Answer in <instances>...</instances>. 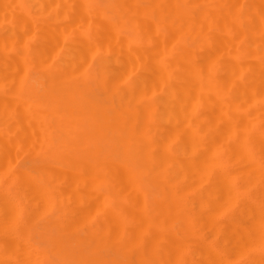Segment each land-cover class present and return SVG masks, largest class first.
<instances>
[{
	"label": "bare ground",
	"instance_id": "bare-ground-1",
	"mask_svg": "<svg viewBox=\"0 0 264 264\" xmlns=\"http://www.w3.org/2000/svg\"><path fill=\"white\" fill-rule=\"evenodd\" d=\"M247 145L264 160V0H0V264L50 260L15 231L23 197L5 175L27 206L69 203L66 234L49 240L69 264H264V171L253 181L255 164L226 149L254 163ZM218 148L242 170L223 169ZM29 150L45 164L12 170ZM193 177L212 183L198 219ZM234 178L258 182L259 202ZM195 218L216 242L195 249Z\"/></svg>",
	"mask_w": 264,
	"mask_h": 264
},
{
	"label": "rangeland",
	"instance_id": "rangeland-1",
	"mask_svg": "<svg viewBox=\"0 0 264 264\" xmlns=\"http://www.w3.org/2000/svg\"><path fill=\"white\" fill-rule=\"evenodd\" d=\"M43 97V95H34V96H32L31 97V99L33 100V101H38L40 98H42ZM25 146V145H24ZM210 146H212V147H210ZM208 148H209V150H208V153L206 154V156L209 154V155H211V153H214L212 150L214 149V147H218V145L216 146V145H210ZM214 146V147H213ZM248 146V150H249V152L251 153V157H252V159H253V162L254 163H252V160L250 161L249 159H247V161H244V159L246 160V158H244L243 159V157H244V150H243V152H242V148H243V146H241L242 148H236V149H238V150H240L239 152L240 153H237V155H236V153L235 152H238V150H236V149H232V148H226L227 149V151L229 152L230 150H232L233 151V154H234V156H238L239 154V157H237L238 159L241 157V154L243 155V157H242V159H241V161L243 160V162H245V164L244 165H242V166H245V168L243 167V170L244 169H247L245 172H247L248 171V168H250V169H252V167L254 166V164H255V168L253 167V169L252 170H250V171H254L253 172V174L251 173V176L253 177V181H255L254 180V176H256L259 172H258V170H261V171H264V170H262V169H264V168H262L261 169V166L263 165L264 166V160L263 161H261L262 159L259 157L260 155L258 154L259 152L256 150V147L255 146H253V145H247ZM21 147V146H20ZM221 147H223V148H225L224 146H221ZM245 147V146H244ZM26 148H28V147H26ZM25 148V149H26ZM31 148V147H30ZM207 148V149H208ZM259 148V147H258ZM32 149V148H31ZM210 149H212L211 150V152L209 153V151H210ZM219 149V148H218ZM230 149V150H229ZM243 149H245V148H243ZM263 148L262 147H260V150L261 151H263L262 150ZM14 150V149H13ZM12 150V151H13ZM16 152H18V150H20V148H16ZM22 150V149H21ZM24 151H26V150H24ZM29 151H31V150H29ZM28 151V152H29ZM232 151H230L231 152V155L233 156V154H232ZM247 151V150H246ZM260 151V152H261ZM34 152V150H32L30 153H28V156H24L25 155V153H23V154H21V156H20V158H17L16 159V157L15 156H17V154L19 153H21V152H18V153H16V155L13 153V154H11L12 156H14V158L11 156V158H13V159H11V158H9L10 159V161L11 160H14V163H11V162H13V161H11V162H9V164L11 163V164H13L10 168L12 169V170H19V169H25V170H30L31 168H34L35 166H41V165H43V164H45V159H46V157H42V156H37V154L35 153L34 155L32 154ZM215 152H216V150H215ZM248 152V151H247ZM10 153V152H9ZM223 153H224V150L223 149H221V152H220V149L216 152V155H215V158L216 157H218L217 158V160L218 159H220V161H222L223 160V162H221V163H224V165H222V167H223V169L226 167L227 169H229L228 171H230V168H231V171H233V170H235V169H233V168H235V166L237 167L238 166V161H240V160H236V161H234L235 159H236V157L234 158V160H233V158H232V156H230V159L231 160H233V162L232 161H230L229 162V160L227 159L228 157H229V155H230V153H228V155H227V152L226 153H224L225 155H223ZM246 153V152H245ZM249 153V154H250ZM262 153V152H261ZM260 153V154H261ZM19 154H18V156H19ZM30 154V155H29ZM215 154V153H214ZM218 154V155H217ZM249 154H245L247 157H248V155ZM264 154V153H263ZM26 155H27V152H26ZM17 156V157H18ZM212 156V155H211ZM211 156H210V159H211ZM261 156H263L264 157V155H262L261 154ZM208 157V156H207ZM207 157H205L206 159H205V161H204V165H203V167L205 168V166L206 165H209V166H212V168H213V165L214 164H216L215 162H216V159L214 158V157H212V159H211V161H209L210 159H208ZM227 157V158H226ZM250 157V156H249ZM250 157V158H251ZM262 157V158H263ZM16 159V160H15ZM215 160V162H213L214 160ZM259 159V160H258ZM261 159V160H260ZM248 160L252 163L251 165H249V164H247L248 163ZM254 160H257V163L259 164H261V166H260V164H259V166H258V164L257 163H255L256 161H254ZM209 161V162H208ZM207 162V163H206ZM212 162V163H211ZM243 162H241L240 164H243ZM218 163H220V162H217V164ZM233 163H236V164H233ZM8 164V165H9ZM219 165L220 164H218V166L216 167V169L217 170H221V167H219ZM232 165V166H231ZM251 166V167H249V166ZM221 166V165H220ZM241 166V165H240ZM240 166H238L237 168H236V170H238V168H239V170H242V167L240 168ZM9 167V166H8ZM215 167V166H214ZM220 169H219V168ZM248 167V168H247ZM258 167V170H256V168ZM260 167V168H259ZM203 168V173H204V171H205V169ZM211 169V168H210ZM210 169L208 168V166H207V170H208V174L207 175H209L210 176V173H211V176H210V178L214 175H212V172L214 171V170H212L211 172H209L210 171ZM214 169V168H213ZM226 169V170H227ZM238 170V171H239ZM198 171V170H197ZM196 171V172H197ZM255 171H257L258 173L256 174L255 173ZM207 172V171H206ZM234 172L236 173L237 171H233V173H232V175H234ZM249 172V171H248ZM199 174H200V172H198ZM198 173L197 174H195L196 176L198 175ZM202 173V172H201ZM214 173V172H213ZM242 173H244V171H242ZM241 173V174H242ZM250 173V172H249ZM248 173V174H249ZM241 174H239V175H237L236 177H238V178H241V177H239V176H241ZM247 174V173H246ZM194 175V176H195ZM205 176H206V174H204ZM236 175V174H235ZM250 175V174H249ZM201 174H200V176H198L200 179L199 180H201ZM209 176H207V178L209 177ZM244 178H246V176H245V173H244ZM258 176H260V175H258ZM9 179V181L7 180V178ZM198 177L196 178V177H193V183L192 184H194L195 182L194 181H196L197 179H198ZM204 177V176H203ZM202 177V178H203ZM247 177H248V179L250 180V176H248L247 175ZM6 178V179H5ZM194 178H195V180H194ZM206 177H204V179H207ZM212 178H214V176L212 177ZM211 178V181L209 180L208 182H212L213 181V179ZM237 178V179H238ZM256 179H258V177H255ZM209 179V178H208ZM235 179V181H234V183H235V186L237 187V189L240 191V189L243 191V192H241V193H245V195H246V197L248 196V198H246V199H250V198H252V199H255V197H256V193H258L257 194V196H259V194L261 193L260 192V190L259 189H257V188H260V184L258 183V182H256L255 183V187H254V185L252 184V182L250 183V181H249V185H253V187L252 188H250L251 186H249V185H246V184H244V183H242V184H244V186L245 187H242V186H240V181H237V179L236 178H234ZM243 179V178H242ZM247 179V178H246ZM247 179V180H248ZM4 180H6V181H4ZM4 180H2V184H4V185H6L7 186V188L9 189V192L15 197V198H17V199H20V197H19V195H21L22 197H23V201H21V200H19V202L18 203H20L19 204V209H20V211H19V217L17 216V221L15 222V224H14V226L16 227L15 229V231H18V232H24V233H27V235H28V238L30 239V241H31V243L39 250V251H41V252H43V253H46V254H48V256L50 257V260L49 261H47V262H45L44 264H69L70 262H71V260H69L68 258H59V256H56V255H54L53 254V246L49 243V240H50V238H52V237H60V236H64L65 234H66V231H65V229L63 230L62 228L64 227V226H66L65 224L67 223V220L65 221V219L66 218H63V214L61 213L60 214V212H58L59 211V209H62V208H65V206H66V204H69L68 202L66 203V202H64V204H62V205H60L59 203H56L55 205H54V203L53 202H49V207H47L46 209L47 210H43L42 211V207H44V205H47V204H42V207H41V204H39V205H34V206H31V204H29L28 206L27 205H25V204H27V203H25V200L24 199H26L25 198V196L26 195H24V193L25 192H29V191H27L28 189L26 188V190L25 189H23V188H21L20 187V184H19V182L18 181H15V180H13L12 179V177L10 176V175H5V177H4ZM198 180V181H199ZM259 180V179H258ZM198 181H196L197 183H198V187L197 186H195V187H192V189L190 190V199H191V202L189 203V205L187 206V210L189 211V214H193V213H195L196 214V218L198 219V215H197V213L199 214V212L200 211H198V210H201L202 212H201V216L200 217H204L205 216V214H204V211H205V209H204V207L208 210L209 209V206L210 205H212L213 206V204L211 203L212 201H211V199L212 198H210V201H209V199H208V196L206 195H203V193H202V188L204 189V190H207V186H208V188H210V186H212V185H210V184H212V183H208L207 181H205L204 182V180L202 181V182H204V183H201V181H199L202 185H204V186H206V188L205 187H202L200 184H199V182ZM207 182V184H205ZM237 182H238V184H237ZM243 182V181H242ZM260 182V181H259ZM254 183V182H253ZM261 183V182H260ZM195 185V184H194ZM210 185V186H209ZM257 185H259V187L257 186ZM193 186V185H192ZM201 186V187H200ZM249 186V187H248ZM19 188H20V191H19ZM201 188V190H198V189H200ZM248 188V189H247ZM253 188H255L253 191L255 192V190H256V193H254V192H252L253 193V195H255V197L253 196V197H251L252 195H250V194H252V193H249V192H251L252 190H250V189H253ZM21 189L22 190H24L23 192H21ZM195 189H197V193L200 191V193L201 194H197L196 192H195ZM246 190V191H245ZM250 190V191H249ZM16 192H18L17 194H18V196H16L17 194H15ZM205 192H207V191H205ZM26 194V193H25ZM30 193H27V195L28 196H31V195H29ZM206 194V193H205ZM202 195V198L204 199V198H206V200H204V201H208L209 203V206H208V208H207V203H206V206H205V202L204 201H201L200 200V196ZM192 196V197H191ZM196 196V198H194ZM243 196V195H242ZM21 197V198H22ZM30 198V197H29ZM197 198H199V200L197 201V202H194L195 200H197ZM201 198V199H202ZM264 198V197H263ZM262 198V199H263ZM31 199H32V197H31ZM194 199V200H193ZM208 199V200H207ZM256 199H258V197L256 198ZM253 200V201H257V200ZM262 199H260V201L262 200ZM30 200V199H29ZM213 200V199H212ZM243 200V199H242ZM241 200V204L239 203V202H237L236 204H234V205H236V206H232L233 208L234 207H239L240 205H243L242 203H243V201ZM251 200V199H250ZM259 200V199H258ZM26 201H28V199L26 200ZM199 201H201L202 203H200ZM262 201H264V199L262 200ZM30 202V201H29ZM28 202V203H29ZM32 202V201H31ZM34 202V201H33ZM216 202V201H215ZM219 202H221V203H223L222 201H218L217 200V202H216V205H215V207H217V208H221L222 207V205H221V203L220 204H218L217 205V203H219ZM257 202H259V201H257ZM18 203H17V206H18ZM193 203V204H192ZM194 203H197L198 204V206H197V209H196V207H194L193 205H195L196 206V204H194ZM214 203V202H213ZM240 204L239 206H237V204ZM263 203V202H262ZM52 204V205H51ZM202 204V205H201ZM25 207V206H27L28 207V209H29V211H30V209L33 207V209H35L36 210V207L38 208V209H41V210H33L32 212L34 213V215H32V213L31 212H28V210H27V208L25 207H23V206ZM32 205H33V203H32ZM51 205V206H50ZM221 205V206H220ZM223 205H225V203H223ZM227 205V204H226ZM259 205H261V202H260V204ZM264 205V204H263ZM263 205H261L260 207L262 208V206ZM48 206V205H47ZM201 206H203V208L201 207ZM220 206V207H219ZM230 206V205H229ZM229 206H227V208H223V210H222V208H221V212L219 213V216L221 217V218H223V219H226V215L227 214H229V211L232 209V208H230ZM35 207V208H34ZM40 207V208H39ZM68 207V206H67ZM259 207V208H260ZM200 208V209H199ZM202 208V209H201ZM264 208V207H263ZM195 209V210H194ZM216 209V208H215ZM215 209H214V211H215ZM42 211V212H41ZM195 211H198V212H195ZM219 211H220V209H219ZM255 211V210H254ZM259 211V210H258ZM27 212V213H26ZM41 212L42 214H39V213ZM207 211H205V213H206ZM215 212H217V211H215ZM256 212V211H255ZM28 214L29 215H31V216H28ZM204 214V215H203ZM207 214V213H206ZM259 213L258 212H256V215H258ZM261 214H263V211H262V213ZM36 215V216H35ZM39 215V216H38ZM200 215V214H199ZM253 215H254V219H255V217H256V215H255V213H253ZM264 216V215H263ZM28 217H29V219H28ZM193 217V219H194V215L192 216ZM202 217V218H203ZM258 217V216H257ZM259 217H262V215H260ZM195 218V221H198V223H199V225L198 224H195V223H192V238H191V240H192V242H193V244L196 246H194L195 247V249H198V245H199V242L198 241H201V240H204V241H208V242H216V236H214V234L215 233H217V229H218V227L214 224H212V226L210 225V226H208L207 228H211L212 227V229H215V233H212V231H211V233H212V235H211V233H210V236H206V235H204V234H209V232H207V230H204L203 228H204V226L206 227V225L203 223L204 222V219L202 220L201 218H199V220H197ZM200 219H201V221H202V224H204L202 227V229L201 228H199L202 224H201V222H200ZM253 219V221L255 222L256 220H257V218L254 220ZM16 220V218H14V221ZM260 220H262V219H260ZM259 220V221H260ZM14 221H12V222H14ZM258 221V222H259ZM63 222V223H62ZM66 222V223H65ZM197 223V222H196ZM257 223V222H256ZM256 223H254V225H253V227L254 226H259V227H254V228H256V230L257 229H259L261 226L260 225H257ZM262 223V222H261ZM13 224V223H12ZM19 224V225H18ZM181 224L183 225V220L181 221ZM201 224V225H200ZM253 224V223H252ZM260 224V223H259ZM16 225H18V226H16ZM195 225V226H194ZM262 227L260 228V232L262 233V230H264V223H262ZM20 226V227H19ZM198 227V228H197ZM214 227V228H213ZM20 228V229H19ZM263 228V229H262ZM196 229V230H195ZM211 229V230H212ZM209 231V230H208ZM205 232V233H204ZM214 232V231H213ZM255 233L256 232H258V230L257 231H254ZM264 232V231H263ZM200 233V234H199ZM263 234V233H262ZM262 234H260V236L262 235ZM201 235V236H200ZM206 237H204V236ZM257 235V234H256ZM260 236H259V238H260ZM262 237H264V235H262ZM261 237V238H262ZM200 238V239H199ZM258 238V237H257ZM194 239V240H193ZM196 239L198 240L197 242H198V244H196L195 242H196ZM210 239V240H209ZM264 238H262V239H260L258 242H260L261 240H263ZM72 246V245H71ZM258 246H259V248H260V250H263L264 248H263V245H260V244H258ZM262 248H261V247ZM72 248V247H71ZM258 248V249H259ZM196 259V258H195ZM245 259H244V257H240V258H238V259H235V262L233 263V264H245V261H244Z\"/></svg>",
	"mask_w": 264,
	"mask_h": 264
}]
</instances>
